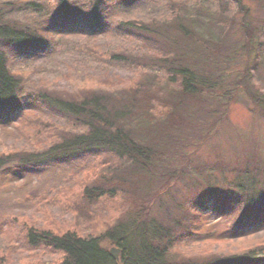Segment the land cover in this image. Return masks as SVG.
<instances>
[{
	"label": "trees",
	"instance_id": "1",
	"mask_svg": "<svg viewBox=\"0 0 264 264\" xmlns=\"http://www.w3.org/2000/svg\"><path fill=\"white\" fill-rule=\"evenodd\" d=\"M195 1L0 0V126L25 107L38 110L26 118L24 137L36 150L0 152V171L48 163L94 168L74 207L84 224L63 233L56 225L29 228L28 244L60 257L28 264H264V243L243 256L208 252L202 260L179 248L187 236L220 240L205 229L196 206L232 213L228 239L247 226L264 227V161L254 151L231 169L216 163L217 175L193 159L224 121L231 91L244 84L232 87L231 68L250 49L251 14L243 0ZM109 33L119 41L105 40ZM65 37L73 52L66 82L91 81L96 88L34 87L33 78L44 77L45 57ZM253 88L257 95L245 93L264 117V90ZM96 152H103L101 161ZM122 207L125 214L95 235L100 220ZM110 246L119 250L117 260Z\"/></svg>",
	"mask_w": 264,
	"mask_h": 264
},
{
	"label": "rangeland",
	"instance_id": "2",
	"mask_svg": "<svg viewBox=\"0 0 264 264\" xmlns=\"http://www.w3.org/2000/svg\"><path fill=\"white\" fill-rule=\"evenodd\" d=\"M187 1L191 4L198 2ZM209 2H212V5L217 4V0H209ZM243 3L250 11L251 26L255 31L252 45L249 44L248 54L233 61V64L237 65L231 68L234 74L230 82L233 84L232 87L236 86L237 80L242 79L244 84H238L239 89L236 92L231 91L234 97L227 108V115L225 112L224 121L217 126L214 125L213 136L205 141L193 156L194 163L202 165V169L214 172L216 175L217 172L214 171L216 163L222 164L225 169H231L243 160L245 152L254 151L258 159L264 161V117L261 116L263 113L261 114L260 108L253 104V94L249 97L245 93L248 89L257 95L258 92H255L253 84L264 90V0H243ZM114 14L122 16L120 11H115ZM116 37L109 33L103 38L118 42L119 38ZM65 38V40L61 39L62 44L53 47L50 54L45 57L44 67L41 68L44 77H40V81L38 77L33 78L34 87L47 90L96 88V83L91 81L81 83L71 78L69 83L66 82V67L71 63L73 52L64 45L70 37ZM247 65L249 68L246 69ZM110 69L122 77L130 75L127 70L119 66H111ZM216 102H213L211 108L219 113L221 107ZM36 112L37 109L31 108L28 111L25 107L14 114L12 122L5 127L0 126V152L8 154L14 148L23 152L36 150L34 144L29 146L24 138L30 130L26 118H32ZM217 112L215 113L218 114ZM44 117L50 118V115L44 113ZM55 120L61 122L60 117H55ZM103 158V152L94 153L96 161H101ZM13 163L17 164L12 162V166ZM93 169L82 162L68 168L48 163L37 166L29 164L24 169L16 170L12 167L7 172L0 171V262L28 264L35 259L56 261L60 253L43 246L33 247L28 244L26 234L30 229L53 230L54 225L57 226L55 231L60 230L62 233L81 227L84 220L79 218L80 215L74 207L80 204V198L77 197H80L79 192L84 186L82 183L91 179L88 173ZM211 205H213L212 201L206 203L207 207ZM196 207V211L200 209L203 213L205 229L212 231L213 236L220 240L206 241L199 236H187L179 246L186 258L197 256L202 260L203 254L207 255L208 252L218 257L243 256L256 246L255 243H264V227L247 226L242 230L245 237L241 235L238 239H228L224 231L231 224L232 213H215L208 208L202 210L200 206ZM125 212V207L109 211L103 220H100L95 235L107 230ZM252 230H257L260 234L253 237ZM218 234L221 235L217 236ZM111 248L113 247L110 246L109 249Z\"/></svg>",
	"mask_w": 264,
	"mask_h": 264
},
{
	"label": "water",
	"instance_id": "3",
	"mask_svg": "<svg viewBox=\"0 0 264 264\" xmlns=\"http://www.w3.org/2000/svg\"><path fill=\"white\" fill-rule=\"evenodd\" d=\"M118 253H119V250H118V249L112 248V249L110 250V255H111L115 260L118 259Z\"/></svg>",
	"mask_w": 264,
	"mask_h": 264
}]
</instances>
